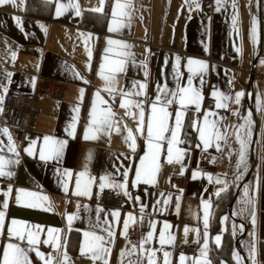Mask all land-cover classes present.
I'll return each mask as SVG.
<instances>
[{"label":"crops","instance_id":"0c3cea01","mask_svg":"<svg viewBox=\"0 0 264 264\" xmlns=\"http://www.w3.org/2000/svg\"><path fill=\"white\" fill-rule=\"evenodd\" d=\"M41 1L46 4L36 2L28 6V0H15V3L0 5V97L4 99L11 87L32 89L35 77L40 74L65 84L61 98L47 95L40 98L41 112L21 139L10 133L16 153L8 151V136L0 131V141L3 142L0 155L19 161L8 165L6 170L13 173L11 176L0 177V211L4 212L0 255L9 242H19L21 247H27L26 240L17 241L8 234L9 227L26 226L36 233L40 241L36 247L41 253L61 259L60 253L66 252L70 257L69 264H104L102 260L92 259L93 253L88 245H85V253L81 254L85 231L104 237L105 245L110 249V254L105 255L107 264H138L143 255L140 244L129 256L128 250L135 245L122 235L124 221L131 213L141 222V240L153 230L150 225H155L154 236L144 245L145 249H159V233L165 224L170 226L167 231L175 240L173 244H166L164 251L170 252L171 264H179L181 254L189 258L185 264H192V258L200 257V249L205 242L208 244L207 259L211 264H230L225 258L216 259L210 250L212 243L217 245V235L222 241L227 226L224 218L227 216H221L219 231L211 233L204 227L203 201L210 202L212 208L213 196L229 182L225 174L229 164L227 138L232 134L238 147V166L239 132L245 140V162L239 164V168L241 173L246 169L253 172L246 190L251 201V242L246 249L248 260L235 244L236 253L243 258L241 264H245V260L251 264L250 249L254 246L257 264H263L258 244L259 240H264V53L260 54L264 40V0L262 3L258 0L256 7L254 0H221L219 5L217 0H210L206 11L201 10L203 0H121L130 4L127 9L129 15L122 18L124 26L115 32L109 31L115 0H104L103 3L101 0H72L79 5V16L71 8L62 10V14L57 16V6L67 5L68 0ZM96 8H103V11H94L101 12L99 17L90 16L89 12L82 14L84 10ZM17 17L21 22L19 25ZM109 38L130 45L125 51L131 53L126 58L124 71L115 74L114 87L120 91L114 93L105 90L106 82L100 75L102 65L104 74H109L111 61L118 58L115 51L120 50L118 45L107 43ZM109 47L114 51L106 53L105 49ZM223 56L228 58L227 62L221 61ZM189 59L203 61L207 68L200 74H194L189 71ZM190 75L192 87L201 92L202 99L199 107L189 105L182 113L180 138L184 143L179 147L187 150L186 155L180 163H168L165 144L157 156L155 182L141 181L134 185L135 171L147 151L146 129L144 134L136 131L139 109L121 107L124 98L121 91L133 90L134 82L146 85L142 90L144 94L132 99L143 101L147 121L151 103L162 94L157 91V86L163 88L167 85L169 91H175L178 87L187 86ZM214 91L230 97L225 101L227 108L216 107ZM241 92L243 95L237 104L235 96ZM245 94L248 95L247 108L242 113ZM206 98H211L213 104L207 106ZM3 99L0 101V129H8L1 117ZM94 104L98 110H112L111 129L96 132L94 126L90 127ZM179 107L174 103L167 108L171 114L170 127L174 126ZM126 111L137 115H126ZM208 112L214 113L209 120L216 121L217 128L225 134V139L219 141V150L215 142L205 149L194 126H202L204 114ZM241 125L244 128H240ZM129 129L135 137V150L130 147L131 141L126 139ZM86 134L95 138L86 139ZM44 137L64 141L58 159L39 158ZM197 144L201 146L197 147ZM30 145H34L32 154L25 151ZM65 172L72 175L66 176ZM81 172L85 175L80 178L79 191L83 192L85 182L91 180L88 195L75 194L78 191L76 179ZM180 172L187 174V182L184 187L176 189L171 178ZM194 172L197 173L195 179ZM209 176L212 181H209ZM102 177L107 178L103 181L106 185L103 189L125 199L123 209L106 207L91 200L93 191H101ZM217 178L222 183H217ZM125 179L128 193L132 187L144 186L130 196L120 188L107 186L122 183ZM21 189L24 193H35V196H23L18 204L16 196ZM43 197L48 199L43 200ZM28 204L37 206L29 207ZM142 206L143 212L140 210ZM116 211L120 214L118 220L112 216ZM253 213L255 224L252 222ZM68 215L74 216L71 223ZM12 220L18 224L13 226ZM97 223L99 227H96ZM33 226H39L40 230ZM186 227L189 229L187 235ZM49 228L59 231L50 236ZM106 228L114 235L109 236L104 231ZM193 230H198L199 235ZM56 236L61 245L59 253L50 244L43 243L44 240L56 243L53 239ZM238 242L241 248L239 239ZM183 243L195 244L197 250L188 254L178 249ZM122 252L124 256H121ZM28 256L32 264H44L34 251H30ZM156 259L157 264H163L162 251L156 252ZM144 264H147L146 257Z\"/></svg>","mask_w":264,"mask_h":264},{"label":"snow or ice","instance_id":"6c2138e0","mask_svg":"<svg viewBox=\"0 0 264 264\" xmlns=\"http://www.w3.org/2000/svg\"><path fill=\"white\" fill-rule=\"evenodd\" d=\"M103 3L104 0H101ZM6 3H15V0H0V5H4ZM221 3V0H217V4L219 5ZM130 7V4L127 2H121V0H115L114 6L112 8V21L109 27V31L115 32L119 31L121 27L124 26L123 17L129 15L127 12V9ZM197 7L199 5L197 4ZM75 9L76 15H80V8L79 5L76 3H73L72 0H68L67 5H58L56 14L57 16L62 14V10L67 9ZM93 11H103V8H96L92 9ZM18 25L21 23L20 19L16 18ZM254 31V29H253ZM254 38V37H253ZM107 43L109 45H118L119 51H115V56L118 57L117 59H114L111 61V67L109 68V74H104V67L101 66V72L100 75L102 79L105 80V90L114 93L117 91H120L118 88L114 87L116 80H115V74L120 73L124 71V65L127 62L126 58L131 56V53L125 51V49H128L130 45L109 38ZM114 50L109 47L105 49L106 53L113 52ZM15 55V54H13ZM179 61V58H177ZM189 65V71L194 74H200L202 73L206 68L207 65L203 61L199 60H188ZM203 78L201 77V84H203ZM146 88L145 84H138L136 82L133 83V90L130 91H121V96L124 97L121 101V107L125 109H131L136 108L139 109L138 112V127L136 129L137 132L144 134L146 129V140H147V151L145 152L144 156L140 160V167H138L135 171V180L133 181V184H138L141 181L144 183H154L155 182V173L158 168L157 164V156L161 152V149L166 144V152L168 156V163H180L183 159V157L186 155L187 150L184 148L179 147V145L183 144L184 141L180 138V130L183 128V122H182V113L184 110L187 109L189 105H195L199 107L202 94L199 90L192 87V76L190 75L188 77V84L187 86L178 87L175 91H169L167 89V85H164L163 88L160 86H157V91L159 93H162L161 95H157L155 100L151 103L150 107V115L145 120V107L143 101L134 100L133 97H138L143 95L144 93L142 90ZM97 97H99V92L96 93ZM243 95V93H237L235 96V102L238 104L240 102V98ZM213 96L216 97L217 108H227L228 105L225 101L230 99V97L225 96L223 93L219 91H214ZM3 97H0V101H2ZM102 103H107L106 101H101ZM178 103L179 104V110L175 113V123L174 126H169L168 121L170 119L171 114L168 112L167 108L168 106ZM126 115L129 116H136L137 113H133L132 111H126ZM214 115L212 112H208L204 114V120L203 125L197 127V131L199 132V140L201 141L203 147L207 149L208 147L213 146L215 142V146L217 147V150H219L220 145L219 141L225 139V134L220 132V130L217 128L216 121L209 120V116ZM91 116V123L90 127L94 126V130L96 132L101 131L102 129H111L113 127V121L112 117L114 116V113L110 108L108 109H101L98 110L96 105H93L92 112L90 113ZM240 128H244V125H241ZM118 130V129H117ZM4 134L8 136L9 144L7 145V149L9 152L16 153V146L14 142H12V137L8 129H0ZM165 133H169V135H165ZM86 139L88 138H95L89 137L87 134L85 136ZM126 139L131 141L130 147L135 150L136 144H135V137L133 136V132L131 129L128 130V136ZM237 140L240 143V161L239 164H244L245 162V140L239 135V132H237ZM3 142L0 141V144ZM64 146V141L59 140H53L50 137H44V146L39 149V158L41 160H49V159H58L60 157L61 151ZM200 144H197V147H200ZM34 145H30L25 151L29 152V154H32ZM3 151V148H0V152ZM18 160H14L11 158H5L3 155H0V177L3 176H11L13 173L11 171H7V167L9 164H15L18 163ZM238 164V167H239ZM66 176H71V173L65 172ZM85 175L84 172H81L76 179V187L78 191L75 193L76 195H88L89 193V187L88 185L91 183V180L85 182L84 184V191L80 192L79 189L81 187V177ZM124 176L127 177V172L124 173ZM197 178V173H193V179ZM107 178L102 177L100 184L101 190L106 186L103 181H105ZM209 181H212V177H208ZM217 183H222L218 178L216 180ZM109 187H116L120 188L124 191V194L126 196H130V193L127 191V180L125 179L124 182L119 184H109L107 185ZM11 191V190H9ZM223 191V189H221ZM247 194V192H246ZM219 195V192L217 193ZM23 196H35V193H24V190H19L18 195L16 196L17 203L22 202ZM43 200H47V197H43ZM159 203V202H158ZM164 203H167L165 201ZM29 207H36V204H28ZM4 207L7 208V204H4ZM203 208H204V215H203V223L205 229L208 228L209 225V216H210V208L211 204L208 201H203ZM141 212L144 211V206L141 207ZM98 212L102 211V209H97ZM119 212H113L112 216L118 220L119 219ZM67 219L69 223L74 219L73 215H68ZM142 219V218H141ZM224 219H227L225 217ZM3 220H4V212L0 211V233L3 231ZM129 220H131L133 223H136V218L132 216L130 213L128 215V219L124 221V230L122 232V235L127 238L128 228H129ZM252 222L255 224V214L253 213L252 216ZM107 223V222H105ZM11 224L13 226H16L18 222L16 220H12ZM99 223H97L96 227H99ZM37 231H39V226H33ZM150 227L153 230H150L141 240L140 243V249L143 255L140 257L138 264H144V258H147V264H157L156 259V252L162 251L163 252V264H171V261L169 259L170 252L164 251V246L166 244H173L175 237L171 235L170 232L167 230L169 229V225H164V230L160 231L159 233V249H145L144 245L149 243L153 236H154V229L155 225H150ZM59 230L57 229H48V233L50 236H52L53 233H57ZM104 231L108 232L109 236H113L114 233L111 232L110 229H104ZM189 229L185 228V234L187 235V232ZM197 232V235H199L198 230H193ZM8 234L9 237H14L17 239V241H27V247H21L20 243H12L9 242L7 246L4 248L2 255H0V264H32L31 260L29 259L28 253L30 251H34L41 260H43L44 264H69L70 257L67 256L66 252L60 253L61 259H57L52 256V254L45 255L44 253H41L36 247L40 241L36 238V233L27 229L26 226L24 227H9L8 228ZM84 241L81 245V254L85 253V245H88L89 251L93 253L92 259L93 260H102L104 261V264H107V260L105 259L106 254H110V249L106 247L104 242V237L102 235H98L95 232H89L85 231L83 233ZM53 239H55L57 242L52 243V240H44L43 243L50 244L53 246L56 251L59 253L61 245L58 242L59 237L56 236ZM198 242V241H197ZM215 242L217 245L221 242V236L217 235L215 237ZM108 243H111V241H108ZM136 252V246H133L130 250H128L127 255L131 256ZM207 252H208V244L207 242L204 243V245L200 249V257L198 258H192V264H211V262L207 259ZM125 253L122 252L121 256H124ZM255 247L253 246L250 249V256L252 258L253 264H256L255 261ZM234 258L237 260V264H240V261L243 259L239 256V253L233 254ZM189 258L186 257L184 254H181L179 257V264H185V262ZM131 264V262H130Z\"/></svg>","mask_w":264,"mask_h":264},{"label":"built area","instance_id":"2783aa9c","mask_svg":"<svg viewBox=\"0 0 264 264\" xmlns=\"http://www.w3.org/2000/svg\"><path fill=\"white\" fill-rule=\"evenodd\" d=\"M209 5L210 0H203L201 10L206 11ZM221 61L227 62L228 58L223 56ZM64 85V82L58 79L40 74L35 77L34 86L30 90L17 87L7 89L2 103L1 117L10 133L15 138L21 139L41 112L38 104L40 98L46 95L61 98ZM205 104L210 106L213 104V100L206 98ZM171 181L176 189L184 187L187 182V174L185 172L175 173ZM143 186L144 184H141L138 187L130 188V193L135 194L137 189ZM91 200L97 204L116 209H123L126 206L125 199L109 189L93 191ZM136 221V223L129 224L127 239L138 247L142 237V225L139 220ZM178 249L193 254L197 250V246L183 243L178 246Z\"/></svg>","mask_w":264,"mask_h":264},{"label":"trees","instance_id":"16d2710c","mask_svg":"<svg viewBox=\"0 0 264 264\" xmlns=\"http://www.w3.org/2000/svg\"><path fill=\"white\" fill-rule=\"evenodd\" d=\"M262 0H260L261 2ZM43 3L45 2L41 0H28L27 5L29 6L30 3ZM258 0L253 1V5L255 7L257 5ZM262 3V2H261ZM89 12L88 15H94L95 17H99L101 12H94L84 10L82 12L86 13ZM264 53V40L261 45L260 54ZM256 56V52L254 54ZM247 97L248 95L245 94L242 100V113L247 108ZM227 150H228V160L229 164L227 166V170L225 172L226 176L229 179L226 187L223 188V191H219V195L217 193L213 196L212 199V208L210 213V220H209V230L211 233L215 231H219L220 223H221V216L226 214L227 219L226 223L227 226L223 232L222 241L220 245H215L214 243L211 244L210 250L211 254L217 259L219 257L225 258L229 261L230 264H237V260L234 258L233 254L236 253V246H235V239L238 238L240 241V247L245 255L246 259L248 260V255L246 249L250 246V239L251 235L249 232V223H250V211H251V201L249 196L246 195V190L249 188V184L252 177V170L251 172L248 169L244 170L241 173V169L236 166L237 156H238V147L236 138L234 135H230L227 138ZM250 172V176L247 180H245V176L247 173ZM234 198V199H233ZM233 199V200H232ZM232 201V202H231ZM231 203V214H228V209ZM241 226L245 227L244 231H240ZM258 253L261 258L262 263L264 264V240H259L258 244ZM241 264V262H240Z\"/></svg>","mask_w":264,"mask_h":264},{"label":"water","instance_id":"95a60500","mask_svg":"<svg viewBox=\"0 0 264 264\" xmlns=\"http://www.w3.org/2000/svg\"><path fill=\"white\" fill-rule=\"evenodd\" d=\"M234 199V198H233ZM232 199V200H233ZM232 202V201H231ZM228 212L231 214V203H230V207H229V209H228ZM245 230V227L243 226L242 227V231H244ZM235 244L237 245V247H238V250L242 253L243 251L241 250V248H239V242H238V238H236L235 239ZM243 254V253H242ZM245 264H248V262H247V260H245Z\"/></svg>","mask_w":264,"mask_h":264},{"label":"rangeland","instance_id":"374dc122","mask_svg":"<svg viewBox=\"0 0 264 264\" xmlns=\"http://www.w3.org/2000/svg\"><path fill=\"white\" fill-rule=\"evenodd\" d=\"M255 261H256V264H257V257L256 256H255ZM251 264H253L252 258H251Z\"/></svg>","mask_w":264,"mask_h":264}]
</instances>
